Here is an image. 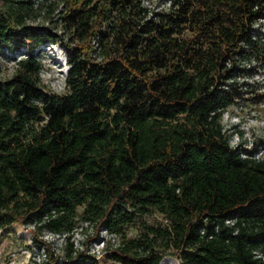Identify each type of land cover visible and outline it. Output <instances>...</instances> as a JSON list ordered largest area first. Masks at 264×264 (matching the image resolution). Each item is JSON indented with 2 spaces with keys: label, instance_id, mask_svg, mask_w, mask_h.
Listing matches in <instances>:
<instances>
[{
  "label": "trees",
  "instance_id": "16d2710c",
  "mask_svg": "<svg viewBox=\"0 0 264 264\" xmlns=\"http://www.w3.org/2000/svg\"><path fill=\"white\" fill-rule=\"evenodd\" d=\"M63 1L57 18L56 0L0 11V55L22 54L0 77V227L24 215L61 235V252L35 236L42 264H101L104 230L121 264H161L170 249L182 264H264L261 142L243 155L222 123L255 90L240 77L264 65V0H171L152 14L143 0ZM58 42L64 93L40 75L43 45ZM154 209L164 221L143 218ZM80 218L97 228L78 244Z\"/></svg>",
  "mask_w": 264,
  "mask_h": 264
},
{
  "label": "rangeland",
  "instance_id": "374dc122",
  "mask_svg": "<svg viewBox=\"0 0 264 264\" xmlns=\"http://www.w3.org/2000/svg\"><path fill=\"white\" fill-rule=\"evenodd\" d=\"M59 2V7L55 11V18L59 16V12L64 8L63 0H56ZM158 1V0H155ZM4 0H0V11L4 8ZM60 10V11H59ZM42 13L40 17L43 21ZM45 20V19H44ZM35 20H31L34 22ZM51 24V22H50ZM57 24L56 22L54 23ZM60 27V26H59ZM62 31V28L60 29ZM15 57V58H14ZM19 55L12 54L11 57L0 55V77H11L16 67V59ZM43 62L41 70L42 84L49 90L64 93L67 91L64 82L65 70L68 67V62L65 55L64 44L58 42L53 46L49 44L43 45V50L40 53ZM246 78L251 83L255 84L254 91L247 92L245 95L238 99L239 102L231 105L225 113L223 122L226 127H232L234 130H241L242 125L247 122H252L250 130L252 137L255 141L262 142L264 140V125L258 122V118L264 119V96L252 99L258 93H264V65H259L258 70L253 76L243 74L240 81ZM258 123V124H255ZM241 139H244V134L240 133ZM147 221L156 222L164 221L163 215L158 210H152L143 216ZM77 229L73 232L72 239L78 244L83 240V232L88 234L94 232L97 228L95 222L87 224L84 219L80 218L77 223ZM140 225L134 223L128 226V236H136L139 233ZM38 235L40 239L49 242L56 252H61L63 247L62 236L54 235L48 231L38 233L36 227L31 222L24 220V215H21L17 221L0 227V264H34V260L38 259L39 255L43 252L35 243V236ZM102 238L104 240H102ZM93 243V252L95 251L100 257L101 264H110L116 261L113 256V250L119 244V236L117 234L107 233L105 230L100 233V236L95 238ZM109 245V249H107ZM169 254L162 259L161 264H182L181 259L174 250L170 249ZM120 263V262H118Z\"/></svg>",
  "mask_w": 264,
  "mask_h": 264
},
{
  "label": "built area",
  "instance_id": "2783aa9c",
  "mask_svg": "<svg viewBox=\"0 0 264 264\" xmlns=\"http://www.w3.org/2000/svg\"><path fill=\"white\" fill-rule=\"evenodd\" d=\"M143 2L145 3V5H147L149 7V11L152 14L153 10H160V9H164V8L169 7L171 0H158V1L143 0ZM256 23L257 24L262 23L264 25V18H260L259 20L256 21ZM24 50L27 51V48H24ZM16 55H19V57H20L22 54L16 53ZM14 56H15V54H14ZM64 73H65V78H66L67 69L65 70ZM65 78H64V82H65ZM227 111H228V108H227V110H225L222 113V116L225 113H227ZM223 119H224V116L222 117V123H223L224 129H227L228 131H231V133H232L231 138H230L231 145L234 147H239V146L246 147L247 149H244V151H243V155H246V152H248V149H252L257 142V141H255V137L254 136L252 137V134H250L251 133L250 128L253 125V123L252 122H247V123L244 122V124L241 127V130H239V129L234 130V128H232V127L227 128L225 123L223 122ZM258 121H260L258 123L264 125V119L258 118ZM258 123L255 122V124H258ZM240 133L244 134V139H241ZM252 155L255 156L256 158H259L261 156L264 157V143L263 142L259 143V149L257 151H255ZM226 222H228L229 224L234 223V218L227 219ZM44 260H45V253H41L39 255L38 259L36 258V260H34V264H42V262Z\"/></svg>",
  "mask_w": 264,
  "mask_h": 264
},
{
  "label": "bare ground",
  "instance_id": "6f19581e",
  "mask_svg": "<svg viewBox=\"0 0 264 264\" xmlns=\"http://www.w3.org/2000/svg\"><path fill=\"white\" fill-rule=\"evenodd\" d=\"M110 264H121V263H118V262L112 261Z\"/></svg>",
  "mask_w": 264,
  "mask_h": 264
}]
</instances>
